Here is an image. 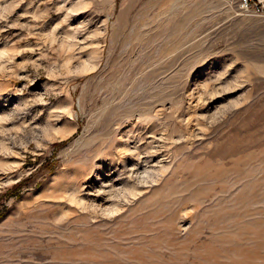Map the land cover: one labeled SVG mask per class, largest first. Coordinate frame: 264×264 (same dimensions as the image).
Here are the masks:
<instances>
[{"label": "rangeland", "instance_id": "1", "mask_svg": "<svg viewBox=\"0 0 264 264\" xmlns=\"http://www.w3.org/2000/svg\"><path fill=\"white\" fill-rule=\"evenodd\" d=\"M248 2L0 0V264H264Z\"/></svg>", "mask_w": 264, "mask_h": 264}, {"label": "built area", "instance_id": "2", "mask_svg": "<svg viewBox=\"0 0 264 264\" xmlns=\"http://www.w3.org/2000/svg\"><path fill=\"white\" fill-rule=\"evenodd\" d=\"M242 3L245 5V6H248V0H242Z\"/></svg>", "mask_w": 264, "mask_h": 264}, {"label": "bare ground", "instance_id": "3", "mask_svg": "<svg viewBox=\"0 0 264 264\" xmlns=\"http://www.w3.org/2000/svg\"><path fill=\"white\" fill-rule=\"evenodd\" d=\"M133 172V171H132ZM103 186V185H102ZM105 188V187H104Z\"/></svg>", "mask_w": 264, "mask_h": 264}]
</instances>
